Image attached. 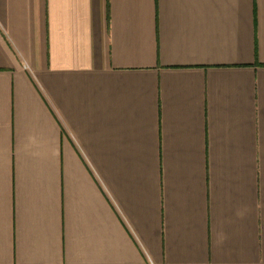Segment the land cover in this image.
Returning a JSON list of instances; mask_svg holds the SVG:
<instances>
[{"label": "crops", "instance_id": "0c3cea01", "mask_svg": "<svg viewBox=\"0 0 264 264\" xmlns=\"http://www.w3.org/2000/svg\"><path fill=\"white\" fill-rule=\"evenodd\" d=\"M0 264H264V0H0Z\"/></svg>", "mask_w": 264, "mask_h": 264}]
</instances>
